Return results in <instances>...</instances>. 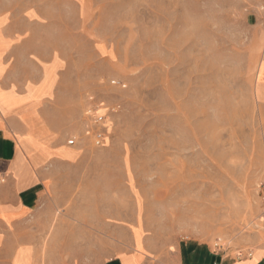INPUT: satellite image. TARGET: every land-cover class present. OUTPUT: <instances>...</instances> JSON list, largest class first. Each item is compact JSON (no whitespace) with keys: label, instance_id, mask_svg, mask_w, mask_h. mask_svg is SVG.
<instances>
[{"label":"rangeland","instance_id":"rangeland-1","mask_svg":"<svg viewBox=\"0 0 264 264\" xmlns=\"http://www.w3.org/2000/svg\"><path fill=\"white\" fill-rule=\"evenodd\" d=\"M4 1L16 67L52 87L45 112L72 151L40 264L264 249V0ZM90 103L98 147L82 134Z\"/></svg>","mask_w":264,"mask_h":264},{"label":"crops","instance_id":"crops-1","mask_svg":"<svg viewBox=\"0 0 264 264\" xmlns=\"http://www.w3.org/2000/svg\"><path fill=\"white\" fill-rule=\"evenodd\" d=\"M17 14L0 0V264H40L56 179L72 151L64 143L65 130H57L45 112L52 87L36 74L23 77L16 67ZM98 258L89 264H153L135 249ZM163 259V264H264V249L232 256L185 241Z\"/></svg>","mask_w":264,"mask_h":264},{"label":"built area","instance_id":"built-area-1","mask_svg":"<svg viewBox=\"0 0 264 264\" xmlns=\"http://www.w3.org/2000/svg\"><path fill=\"white\" fill-rule=\"evenodd\" d=\"M89 100H92L90 98ZM96 103L90 105L84 110L85 125L82 131L83 136L89 139L95 146H102L105 138V114L99 111ZM73 139H69L68 143L72 144ZM263 214H264V201H263Z\"/></svg>","mask_w":264,"mask_h":264},{"label":"bare ground","instance_id":"bare-ground-1","mask_svg":"<svg viewBox=\"0 0 264 264\" xmlns=\"http://www.w3.org/2000/svg\"><path fill=\"white\" fill-rule=\"evenodd\" d=\"M57 6H58V5H57ZM78 222H79V221H78ZM108 229H109V228H108ZM109 231H110V230H109ZM109 231H108V232H109Z\"/></svg>","mask_w":264,"mask_h":264}]
</instances>
